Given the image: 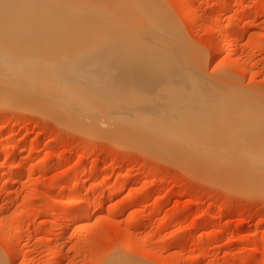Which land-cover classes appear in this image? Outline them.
Listing matches in <instances>:
<instances>
[{"label":"rangeland","instance_id":"rangeland-1","mask_svg":"<svg viewBox=\"0 0 264 264\" xmlns=\"http://www.w3.org/2000/svg\"><path fill=\"white\" fill-rule=\"evenodd\" d=\"M126 1L162 9L208 82L238 97L264 98V0L65 4L110 22L134 6ZM24 101L0 102V171L17 168L0 178V264H264L263 190L242 191L197 163L178 165L119 137L114 124L111 134L89 133ZM91 199L99 204L94 212L68 222L73 206Z\"/></svg>","mask_w":264,"mask_h":264},{"label":"bare ground","instance_id":"bare-ground-1","mask_svg":"<svg viewBox=\"0 0 264 264\" xmlns=\"http://www.w3.org/2000/svg\"><path fill=\"white\" fill-rule=\"evenodd\" d=\"M146 2L125 3L131 9L124 6L126 14L108 22L88 18L86 9L80 12L76 3L78 10L70 8L67 0H0V100L6 101L0 102L17 105L26 99L31 103L26 106L59 114L89 133L111 134L114 124L119 137L178 165L197 163L212 171L209 176L243 186L242 191H264V98L231 95L229 88L198 74L196 55L174 23ZM210 48L218 50L212 41ZM133 97L139 99L136 106ZM23 151L19 147L15 155ZM96 204L91 199L73 206L68 222L91 214Z\"/></svg>","mask_w":264,"mask_h":264}]
</instances>
